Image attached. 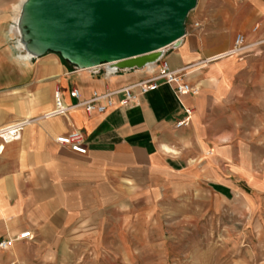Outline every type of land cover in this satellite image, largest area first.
<instances>
[{
  "label": "crops",
  "instance_id": "crops-1",
  "mask_svg": "<svg viewBox=\"0 0 264 264\" xmlns=\"http://www.w3.org/2000/svg\"><path fill=\"white\" fill-rule=\"evenodd\" d=\"M22 1L0 0V127L34 120L0 154V239L25 230L34 237L17 240L5 261L47 264L61 258L76 227L89 225L90 212L115 203L117 196L153 197L186 172L215 180L246 176L245 148L254 140L244 132L264 129V105L258 100L264 97L258 86L264 77V0H198L185 36L164 48L160 58L171 69L187 67L197 93L179 96L159 80L158 89L137 103L122 106L119 95L102 113L76 105L72 91L78 88L87 99L94 90L148 78L149 67L106 77L107 64L76 68L53 52L21 57L10 23ZM237 33L263 45V53L224 55ZM58 88L71 107L65 115L46 116L56 107ZM188 115L189 123L177 126ZM74 128L85 135V154L56 141ZM257 192L264 200V180ZM27 246L37 249L28 252Z\"/></svg>",
  "mask_w": 264,
  "mask_h": 264
},
{
  "label": "rangeland",
  "instance_id": "rangeland-1",
  "mask_svg": "<svg viewBox=\"0 0 264 264\" xmlns=\"http://www.w3.org/2000/svg\"><path fill=\"white\" fill-rule=\"evenodd\" d=\"M262 46L245 54H262ZM244 134L254 140L245 148V177L215 180L186 172L153 197L117 196L91 211L89 225L76 227L62 257L47 264H264V200L257 192L264 180L257 177L264 175V129ZM11 247L0 250V260L7 262Z\"/></svg>",
  "mask_w": 264,
  "mask_h": 264
},
{
  "label": "water",
  "instance_id": "water-1",
  "mask_svg": "<svg viewBox=\"0 0 264 264\" xmlns=\"http://www.w3.org/2000/svg\"><path fill=\"white\" fill-rule=\"evenodd\" d=\"M197 5L198 0H25L18 45L29 57L53 52L76 68L142 69L180 42Z\"/></svg>",
  "mask_w": 264,
  "mask_h": 264
},
{
  "label": "built area",
  "instance_id": "built-area-1",
  "mask_svg": "<svg viewBox=\"0 0 264 264\" xmlns=\"http://www.w3.org/2000/svg\"><path fill=\"white\" fill-rule=\"evenodd\" d=\"M257 28V26L253 27V30H257ZM262 41H264V39L261 40V42ZM16 43L18 45V39ZM254 44L255 43H248L246 36L243 33H237L235 36L234 46L229 51L224 53V55L245 54ZM23 51V49L20 51V56L29 57L25 51ZM151 65L147 66L149 67V72L151 74L148 78L121 87L107 88L104 91L94 90L92 95L87 99H82L80 90L75 88L72 91V95L78 99V103L76 105L83 106L88 113H102L113 107L116 104V97L122 95L119 100L120 104L122 106H128L133 103H137L141 95L158 89L160 86L159 80H163L164 82L172 85L176 94L179 96L185 93L198 92L199 88L192 85L187 80V67L171 69L165 59H160L158 62ZM116 72L117 71L109 70L106 72V77H109ZM55 104V109L48 112L46 116L58 114L65 115L68 109L71 107L70 105L67 106L63 102L62 93L59 88L55 92ZM188 112L190 113L191 110L188 109ZM190 117L191 116L188 115L185 119L179 121L177 126L188 124ZM33 120L34 119L32 118H25L0 127V140L2 141V144H0V154L4 150V144L19 139L24 127ZM56 141L61 145L69 146L73 151L78 153H87L88 148L86 146L85 135L80 129L74 128L66 133H62L56 137ZM33 237L34 233L31 230H25L17 235L1 238L0 250H5L11 247L19 239H32ZM0 264H15V262L12 261L7 263L0 260Z\"/></svg>",
  "mask_w": 264,
  "mask_h": 264
},
{
  "label": "bare ground",
  "instance_id": "bare-ground-1",
  "mask_svg": "<svg viewBox=\"0 0 264 264\" xmlns=\"http://www.w3.org/2000/svg\"><path fill=\"white\" fill-rule=\"evenodd\" d=\"M25 0L22 1V3L19 5L17 12H16V16L14 18V24L11 25V31L16 32V34L20 33V28L18 26V21H19V15L21 12V8H22V4ZM16 49H18L19 51H21L23 49V44H19V45H15Z\"/></svg>",
  "mask_w": 264,
  "mask_h": 264
}]
</instances>
